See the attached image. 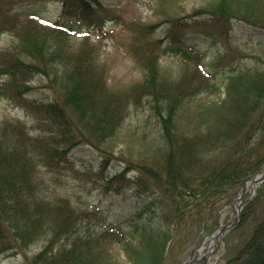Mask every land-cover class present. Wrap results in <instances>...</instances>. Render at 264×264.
I'll use <instances>...</instances> for the list:
<instances>
[{"label":"trees","instance_id":"1","mask_svg":"<svg viewBox=\"0 0 264 264\" xmlns=\"http://www.w3.org/2000/svg\"><path fill=\"white\" fill-rule=\"evenodd\" d=\"M36 3L0 0V36L17 39L2 53H18L5 74L15 99H23L47 123L32 130L21 120L0 122V253L22 251L44 238L47 243L26 264H166L188 229L206 232L218 223L217 196L239 189L264 164V56L242 67L239 45L229 31L234 22L264 30V0H214L197 10L191 23L177 22L181 31L198 27L203 13L204 25L219 24L216 50L197 48L177 32L167 34L163 51L189 63L187 83L163 76L159 64L147 57L144 78L116 92L99 72V57L91 63L89 50H75L67 37L121 20L122 8L101 0H63L62 17L49 24ZM196 33L212 39L209 29ZM258 41L264 48V39ZM39 75L54 84L53 89L49 83L54 95H35L31 82ZM223 92L218 102L200 98ZM145 96L153 101L160 126L152 154L137 163L140 170L129 188L139 199L134 210L117 218L103 211L94 216L77 213L65 199L53 203L41 195L39 167L69 165L74 147L90 148L92 156L97 152L108 163L118 159L111 142L131 105L143 106ZM193 109L205 115L195 128L185 122ZM128 170L110 179L116 193L128 190L116 182ZM251 221L249 239L225 264H264V184L245 202L235 228Z\"/></svg>","mask_w":264,"mask_h":264},{"label":"rangeland","instance_id":"2","mask_svg":"<svg viewBox=\"0 0 264 264\" xmlns=\"http://www.w3.org/2000/svg\"><path fill=\"white\" fill-rule=\"evenodd\" d=\"M101 1L122 8L123 18L118 22H104L97 32L85 30L71 33L68 35L67 41L70 47L79 48L75 49L77 51L82 46L86 48L85 50H89L91 63L94 62V56L99 57V72H103L102 78L114 92L124 91L144 78L145 67L143 61L147 57L159 64L163 76L185 80L186 83L189 81V78L185 76L188 73L185 69L188 66L187 62L182 58L167 55L163 51L168 32L177 31L182 36H189L192 41L204 46V48L213 46L216 50L219 47L218 43L204 41V38L196 33L197 30H205L209 26L199 25L202 29L188 28L181 31L177 28H170L169 22L173 23L172 20L165 21L173 16L192 17L199 8L206 7L214 0ZM36 2L42 8V17H45V19L56 22L62 17L63 0H36ZM149 27L151 29H148ZM229 31H233V34H235L234 39L239 45L236 55L243 58L242 64L244 66L242 67L254 65L257 62L258 55L264 56V48L260 46L258 41L260 38L263 39L264 34L243 23H235L234 27L229 28ZM211 33L216 34V29H212ZM16 42L17 39L13 36H0V122L3 119H14L25 122L32 130L44 128L47 123L40 119L42 115L31 107L24 105L23 99L18 101L15 99V91L9 83V76L5 74V69L9 66L14 55L18 53L12 55L9 52L6 55L2 52L14 47ZM99 72L97 73L99 74ZM49 83L50 80L48 81L46 77L37 76L31 82L33 86L37 87L35 95L40 98L47 93L54 95L52 92V88H55L54 84L50 83L51 88ZM218 83H221V79ZM224 92L219 95L203 94L204 96L200 98L203 102H218L220 98L224 97ZM198 112L193 109L189 118L185 121L193 128L205 121V115ZM216 123L219 124L220 121L216 120ZM159 126L154 113L153 101L149 96H145L143 106L131 105L130 111L120 127L118 136L111 142L113 144L111 149L115 151L114 155L122 161V164L118 162V159H115L112 163H108L106 158L101 161L96 151L97 155L94 157L89 151L90 148L75 147L70 152L72 162L69 165L55 168L44 165L39 167L38 176L43 183L41 195L53 203L65 199L76 209L77 213L92 212L94 216L99 214L98 211H103L104 213L109 212L113 218H117L118 215H124L134 210L139 199L136 197V193L129 188L140 170L137 163L147 161L145 156L152 154L154 137ZM99 161L102 162V165ZM127 161L131 162L128 166ZM122 168L129 169L126 171L125 179L115 181L128 190L116 193L113 189L114 180L110 179L118 174ZM263 169L264 167L261 171ZM260 186L261 184H258L255 188H248L245 191L242 197V207L245 205L247 198H253L257 195ZM240 191L241 187L222 191L216 199V206L220 208L218 223H212L211 229L206 232L193 229L194 227L188 229L185 240L171 248L166 264H190L191 253H194V258L197 257V249L203 240L211 235L220 224L234 219V204ZM258 213L259 209L254 219H256ZM211 221L212 219L209 218L206 223H209L210 226ZM237 224L224 232L211 256L210 264H225L229 258L238 253L243 244L249 239L254 222L251 221L244 227L235 228ZM189 239L190 243L188 245ZM46 243L47 239L43 238L22 251L15 250L0 253V264H26V259L40 250ZM195 264H204V261L200 259Z\"/></svg>","mask_w":264,"mask_h":264},{"label":"water","instance_id":"3","mask_svg":"<svg viewBox=\"0 0 264 264\" xmlns=\"http://www.w3.org/2000/svg\"><path fill=\"white\" fill-rule=\"evenodd\" d=\"M250 180L255 182V181L260 180V179L258 177H256V178H253V179H250ZM245 190H246V183L243 184L242 189H241V194L239 195V197H238V199H237V201L235 203L236 204V211H238V208H239V206L241 204V197H242V194L245 192ZM237 219H238V216H236L235 220H237ZM233 223L234 222H229V223H226V224L220 226V228L214 234L216 236L217 240L219 239V236L224 232V230L226 228H228L229 226H231ZM209 255L210 254H205L204 257H203L204 261H205V264H209V262H208Z\"/></svg>","mask_w":264,"mask_h":264},{"label":"bare ground","instance_id":"4","mask_svg":"<svg viewBox=\"0 0 264 264\" xmlns=\"http://www.w3.org/2000/svg\"><path fill=\"white\" fill-rule=\"evenodd\" d=\"M260 175L261 176L264 175V170ZM248 188H251V189L255 188L254 183H248L247 189ZM216 246H217V242L214 237L206 238L203 244L198 248V256L199 257L202 256L205 252H211L212 250L216 248Z\"/></svg>","mask_w":264,"mask_h":264}]
</instances>
